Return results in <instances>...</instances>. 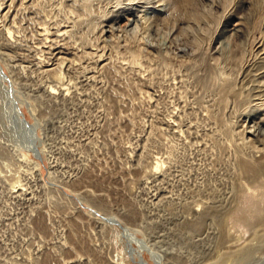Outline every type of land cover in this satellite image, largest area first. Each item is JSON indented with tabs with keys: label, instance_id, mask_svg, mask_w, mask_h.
I'll list each match as a JSON object with an SVG mask.
<instances>
[{
	"label": "rangeland",
	"instance_id": "374dc122",
	"mask_svg": "<svg viewBox=\"0 0 264 264\" xmlns=\"http://www.w3.org/2000/svg\"><path fill=\"white\" fill-rule=\"evenodd\" d=\"M42 1L0 0L8 4L1 14L10 13L0 18V66L12 81L0 80V264H264V243L229 217L247 182L234 156L244 146L242 128L252 124L243 103L258 71L239 75L233 93L219 84L222 73L236 76L235 63L219 55L231 47L234 22H242L237 41L247 59L257 41L264 50V0H229L213 15L178 0L176 19L147 29L119 26L127 16L114 0H90L87 11L81 0ZM146 1L156 2L139 3ZM61 24L69 31L49 46L41 28L55 34ZM6 26L15 32L8 43ZM49 84L58 91L49 94ZM11 104L29 129L16 124ZM125 231L140 242H128ZM140 244L141 256L131 253ZM237 245L255 255L233 256Z\"/></svg>",
	"mask_w": 264,
	"mask_h": 264
},
{
	"label": "bare ground",
	"instance_id": "6f19581e",
	"mask_svg": "<svg viewBox=\"0 0 264 264\" xmlns=\"http://www.w3.org/2000/svg\"><path fill=\"white\" fill-rule=\"evenodd\" d=\"M38 1V0H37ZM42 1V0H41ZM78 1V0H77ZM93 1V0H92ZM98 1V0H97ZM101 1V0H99ZM111 1V0H110ZM116 2L115 5H117V10L116 12H123L124 14H126L127 17H125V22L124 24L122 25H119V26H125V27H129L131 26H135V27H138V25H141V28H142V25H143V28L144 29H147L148 27H150L152 25V23H154L156 20L162 18V21L163 19L167 20L168 18H172V15L174 17V19H176V15L174 16V9L176 8V10L178 9L176 5L178 3V0H155L156 2L150 4V2H144L142 3V5H140V0H114ZM189 1V0H188ZM187 1V2H188ZM195 2V4L198 6V10L199 9H202V12L203 11H207L206 13H209L208 15L214 13L215 11H217L219 8L221 9H224L226 6H230L229 4V0H193ZM231 1V0H230ZM237 1V0H236ZM14 2V0H11V3ZM22 2V1H21ZM26 2V0H25ZM24 2V3H25ZM43 2V1H42ZM57 2V1H56ZM186 4V0L184 1ZM11 3L9 5H11ZM16 3V2H15ZM41 3V2H40ZM76 3V2H75ZM79 3V2H78ZM94 3V2H93ZM106 3V2H105ZM108 3V2H107ZM182 5L183 3L180 2ZM236 3V2H235ZM3 3H0V18H4L5 15L8 14V9L4 10L1 14V11L8 7V4H6L4 7L2 5ZM13 4V3H12ZM23 4V2H22ZM45 4V3H44ZM54 4V3H53ZM53 4L51 5V10L54 9L52 8ZM95 4V3H94ZM97 4V3H96ZM95 4V5H96ZM113 4V3H112ZM150 4V6H147V5ZM179 4V3H178ZM28 5V4H26ZM86 11L89 10V6H90V0H81V4H80ZM179 5V6H180ZM234 5V4H233ZM49 6V5H48ZM76 6V5H75ZM104 6V5H103ZM102 6V7H103ZM108 6H109V3H108ZM147 6V7H146ZM176 6V7H175ZM178 6V7H179ZM12 7V6H11ZM30 7V6H29ZM32 7V6H31ZM56 7V6H55ZM97 7H100V6H97ZM111 7V6H110ZM109 7V8H110ZM22 8L24 9L25 7L22 6ZM21 8V9H22ZM35 8V7H34ZM38 9H40L39 7H37ZM58 8V7H57ZM55 8V9H57ZM61 8V7H60ZM108 8V7H107ZM139 8H142V10H139ZM230 8V7H229ZM228 8V9H229ZM12 9V8H11ZM19 9V10H21ZM42 9V8H41ZM64 9V8H63ZM62 9V10H63ZM75 9V8H74ZM80 9V8H79ZM99 9V8H98ZM105 9V8H103ZM45 10V9H44ZM50 10V9H49ZM94 10V9H93ZM102 10V9H101ZM107 10V9H106ZM179 10V9H178ZM227 10V9H226ZM13 11V10H12ZM55 11V10H54ZM83 11V10H82ZM109 11V10H108ZM136 11H139L140 12V15L139 17L137 18V15L134 13ZM147 11H150V14H147L146 12ZM228 11V10H227ZM52 12V11H51ZM57 12L60 13V11L57 10ZM81 12V11H80ZM101 12V11H100ZM120 12V13H121ZM180 12V11H179ZM200 12V11H199ZM17 13V12H16ZM29 13V12H28ZM43 14L45 12H42ZM54 13V12H52ZM94 13V12H93ZM92 13V14H93ZM106 13V12H105ZM218 13V12H216ZM10 14V13H9ZM8 14V15H9ZM49 14V13H48ZM71 14V13H70ZM90 14V13H89ZM102 14V13H101ZM202 14V13H201ZM13 15V14H12ZM61 15V13H60ZM63 15V14H62ZM106 15V14H105ZM213 15V14H212ZM39 16V15H38ZM42 16H46V15H42ZM55 16V15H54ZM65 17V15H63ZM70 16V15H69ZM68 16V17H69ZM74 16V15H72ZM178 16H179V13H178ZM195 16V15H194ZM201 16V15H200ZM204 15H202L203 17ZM9 17V16H8ZM15 17V16H14ZM13 17V18H14ZM68 17L66 16L65 18L68 19ZM75 17V16H74ZM101 17V16H100ZM206 17V16H205ZM7 18V16H6ZM11 19V20H14V19ZM18 18V17H17ZM47 18V17H46ZM45 18V19H46ZM56 18V17H55ZM54 18V19H55ZM59 18V17H57ZM85 18V17H84ZM170 18V19H171ZM204 18V17H203ZM16 19V17H15ZM19 19V18H18ZM49 19V18H47ZM46 19V20H47ZM61 19V18H60ZM59 19V20H60ZM73 19V18H72ZM77 19V18H76ZM95 19V18H94ZM42 20V19H41ZM45 20V21H46ZM62 20V19H61ZM69 20V19H68ZM75 20V19H74ZM79 22H81L79 19H77ZM74 21V22H78V21ZM112 21H116L117 19H114L112 18L111 19ZM49 21V20H48ZM53 21V19L51 20V22ZM55 21V20H54ZM63 23H64V19L62 20ZM73 21V20H71ZM70 21V22H71ZM85 21H86V18H85ZM96 21V20H95ZM170 21V20H169ZM3 22H6L5 20ZM44 22V21H42ZM60 22V21H59ZM67 22V20H66ZM65 22V23H66ZM69 22V21H68ZM69 22V23H70ZM87 22V21H86ZM18 23V22H17ZM62 23V22H61ZM93 20H92V23H87L89 25L93 24ZM97 23V22H95ZM198 23V22H197ZM224 23V22H223ZM14 24L15 26V23H12ZM43 24V23H42ZM48 24H50L48 22ZM67 24V23H66ZM73 24V23H72ZM85 24V23H84ZM100 24V23H99ZM98 24V25H99ZM165 24V23H164ZM199 24V23H198ZM46 25V24H45ZM56 25V23H55ZM54 25V28L56 29ZM12 26V25H11ZM18 26V25H17ZM16 26V27H17ZM57 26V25H56ZM74 26V24H73ZM77 26V25H76ZM82 26V24L80 25ZM93 26V25H91ZM96 26V25H95ZM154 26V25H153ZM156 26V25H155ZM198 26V25H197ZM42 27V26H41ZM50 27V26H49ZM49 27L48 25L47 26H44L42 29V35L43 38L49 43V46H52V45H55L54 43L56 42H59L58 40H60V38L63 40V36L69 31L67 25L66 27H62V24H61V27L57 28L56 31H55V34L51 33L49 31ZM98 27V26H97ZM102 27V25H101ZM111 27V26H110ZM152 27V26H151ZM191 27V26H189ZM3 28V27H2ZM20 28V27H18ZM72 28V27H71ZM80 28V27H79ZM85 28V27H83ZM130 28V27H129ZM193 28V27H192ZM4 29V28H3ZM2 29V30H3ZM16 30V28H14ZM77 29V28H76ZM88 29V28H87ZM97 29V28H95ZM104 29V28H103ZM124 29V27H123ZM126 29V28H125ZM154 29V28H153ZM174 29V28H173ZM212 29V28H211ZM18 30V29H17ZM20 30V29H19ZM40 30V29H39ZM51 30V28H50ZM75 30V29H74ZM73 30V31H74ZM78 30V29H77ZM142 30V29H141ZM149 30V29H148ZM151 30V29H150ZM155 30V29H154ZM153 30V31H154ZM79 31V30H78ZM77 31V32H78ZM89 31V30H88ZM102 31V30H101ZM124 31V30H123ZM143 31V30H142ZM141 31V32H142ZM174 31V30H173ZM211 31V30H209ZM227 31L229 32V35H230V39H231V47L229 48H222L220 50V56H222L223 60H230L232 62L235 63V68L234 69H231L232 72L236 73V76H235V79L232 78L231 76L227 75L226 73H222L220 74V78H221V81H220V90H226V92L228 94L230 93H233L235 88H234V85L236 83V78L240 75L242 77V80H244V72L249 70L251 66H255V69L254 71L256 72V70L258 72H256L255 74H253V81H255V84H254V93L253 94H248L246 96H244V108H246V106H248V110H247V116H246V121L247 123L248 122H251L252 124L249 125L248 127L247 126H244L240 133L241 137H240V140L242 141L241 144H243L244 146L239 148V150L237 151L236 155L234 156L235 157V161H236V165L239 169V173L241 174V176H243L245 178V180L247 182H240L239 183V187H240V190H241V194L239 195V200H238V203L236 204V206L234 207L233 205V208L230 210L229 212V217H234L242 222H244L246 225H248L251 229H252V235L254 238H257L259 239L260 243L263 242L264 243V50L262 48H259L260 45L257 44L258 41L256 42V44L254 43V45L252 46V54H253V59L252 60H249L246 58L247 56V53H246V49L241 46V44H239V40L240 37H241V34H242V22L240 19H238L236 22L233 23V26L232 28L230 29H227ZM76 32V31H74ZM80 32V31H79ZM78 32V33H79ZM86 32V31H85ZM90 32V31H89ZM129 32V31H128ZM149 32V31H148ZM171 32V31H170ZM5 33V35H4ZM4 33H3V39L6 41V43H8L10 40L12 41V38H13V34L15 33L9 26H6L5 29H4ZM17 33V31H16ZM23 33V32H22ZM37 33H39V31H37ZM41 33V31H40ZM81 33V32H80ZM84 33V32H83ZM126 33V34H125ZM144 33V32H143ZM193 32H191V35H196L195 34H192ZM18 34V33H17ZM16 34V35H17ZM33 34V33H32ZM89 34V33H88ZM132 34H133V31H132ZM22 35V34H21ZM69 35V33H68ZM71 35V34H70ZM124 35H128L127 34V31L125 32L124 31ZM140 35V34H139ZM19 36V34H18ZM73 35H71L72 37ZM90 36V35H89ZM92 36V35H91ZM148 36V35H147ZM17 37V36H16ZM15 37V38H16ZM63 37V38H62ZM68 37V36H67ZM93 37V36H92ZM140 37V36H139ZM146 37V36H145ZM149 37V36H148ZM198 37V35H197ZM14 38V39H15ZM18 38V37H17ZM84 38V37H83ZM95 38V37H94ZM151 37H149L150 39ZM20 39V38H19ZM40 39V38H39ZM87 39V38H86ZM91 39V37H90ZM142 39V37H141ZM146 39V38H145ZM144 39V40H145ZM210 39V38H209ZM212 39V38H211ZM17 40V39H15ZM14 40V41H15ZM42 40V39H41ZM40 40V42H41ZM44 40V42L46 43V41ZM82 40V39H81ZM118 40V39H117ZM238 40V41H237ZM259 40V39H258ZM264 40V39H263ZM19 41V40H18ZM24 41V40H23ZM39 41V40H38ZM85 41V40H84ZM91 41V40H90ZM89 41V42H90ZM140 41V39H139ZM146 41V40H145ZM144 41V42H145ZM189 41V40H188ZM199 41V40H197ZM39 42V43H40ZM70 42V41H69ZM76 42V41H75ZM86 42V41H85ZM88 42V43H89ZM135 42V40H134ZM151 42V41H150ZM190 42V41H189ZM188 42V43H189ZM14 43V42H13ZM16 43L18 44V42L16 41L15 44H12L13 46L16 45ZM34 43V42H33ZM66 43V42H65ZM65 43L63 45H65ZM77 43V42H76ZM76 43L73 44V42L71 43L72 45H76ZM191 43V42H190ZM193 43V41H192ZM204 42H202L203 44ZM262 43V42H261ZM61 44V43H60ZM83 43H81L82 45ZM86 44V43H85ZM146 44V43H145ZM151 44V43H150ZM156 44V43H155ZM154 44V45H155ZM159 44V43H158ZM197 44V43H196ZM210 44V43H209ZM11 45V46H12ZM40 45V44H39ZM43 45V44H42ZM71 45V46H72ZM78 45V44H77ZM188 45V44H187ZM195 45V44H194ZM10 46V47H11ZM59 46V45H58ZM57 45L54 47H58ZM62 46V45H61ZM59 46V47H61ZM70 46V44L68 45V47ZM70 46V47H71ZM80 46V45H79ZM133 46V45H132ZM143 46V45H142ZM158 46V45H157ZM189 46V45H188ZM192 46V45H191ZM190 46V47H191ZM197 46V45H196ZM203 46V45H202ZM263 46V45H262ZM41 47V46H39ZM48 47V46H47ZM64 47V46H63ZM73 47V46H72ZM76 47V46H74ZM198 47V46H197ZM19 48V47H18ZM49 48V47H48ZM80 48V47H79ZM145 48V46H144ZM37 49V48H36ZM51 49V48H50ZM64 49V48H63ZM62 49V50H63ZM74 49V48H72ZM166 49V48H165ZM18 50V49H17ZM40 50V49H39ZM49 50V49H48ZM61 50V51H62ZM68 50V49H66ZM82 50V49H81ZM196 51L198 49H195ZM204 50V49H203ZM32 51V50H31ZM38 51V50H37ZM43 51V50H42ZM54 51V49H53ZM65 51V50H63ZM77 51V50H76ZM83 52L81 54H83L85 51L82 50ZM139 50L137 49H132L130 50V56L132 57V59H136L137 56L139 55ZM148 51V50H146ZM174 51V50H173ZM40 52V51H39ZM51 52V51H50ZM58 51H55V53H57ZM69 52V51H68ZM78 52V51H77ZM86 53V52H85ZM51 54V53H50ZM64 54V53H63ZM160 55V54H159ZM34 56V54H33ZM32 56V57H33ZM60 56V55H59ZM63 56V55H62ZM158 56V54H157ZM36 57V56H35ZM34 58V57H33ZM67 58V57H66ZM144 58V57H143ZM220 58V57H219ZM41 59V58H40ZM44 59V58H43ZM62 59V58H61ZM69 59V58H68ZM130 59V58H129ZM34 60V59H32ZM63 61V60H62ZM67 62V61H66ZM97 62V61H95ZM94 62V63H95ZM99 62V61H98ZM139 62V61H138ZM114 63V62H113ZM30 64V63H29ZM39 64V63H38ZM61 65L63 63H60ZM128 65V63H126ZM44 65V64H43ZM42 65V66H43ZM47 65V64H46ZM49 65V64H48ZM59 65V64H58ZM53 66V65H52ZM70 66V65H69ZM139 66V65H138ZM220 66V65H219ZM62 67V66H60ZM223 67V65H222ZM22 68V67H21ZM48 68V67H47ZM50 68V66H49ZM54 68H57L56 66ZM114 68V67H113ZM112 68V69H113ZM46 69V68H45ZM51 69V68H50ZM44 70V69H43ZM115 70V69H113ZM0 71H2L4 73V69L0 66ZM116 71V70H115ZM250 71V70H249ZM56 73V76L58 77L59 76V73L54 71ZM248 72V71H247ZM63 73V72H62ZM5 74V73H4ZM6 75V74H5ZM216 75V74H215ZM232 75V74H231ZM6 77L8 78V76L6 75ZM60 77V76H59ZM58 77V78H59ZM214 79H216L214 77ZM0 80L5 82L7 80H5L4 78L1 77L0 75ZM9 80V78H8ZM58 80V79H57ZM7 82H12V81H7ZM58 82V81H57ZM59 83V82H58ZM62 83L63 80H62ZM238 83V82H237ZM51 84V83H50ZM49 84V85H50ZM60 85L59 86H62L61 83H59ZM217 84V82H216ZM71 85V84H70ZM6 86V85H5ZM11 86V91L13 92L14 88L12 86V84H10ZM236 87V85H235ZM49 90H48V93L51 94L54 92V90L57 88L56 87H52L50 85V87H48ZM212 88V87H211ZM242 87L240 86V89ZM245 88V87H244ZM66 89V88H65ZM236 89H238V87H236ZM55 90V91H56ZM216 90V89H215ZM245 90V89H244ZM246 90H247V87H246ZM58 91V90H57ZM250 91V89L248 90ZM247 91V92H248ZM46 92V91H45ZM208 92V91H207ZM239 92H242V91H239ZM245 93V91H243ZM242 92V94H243ZM47 93V92H46ZM55 93V92H54ZM53 93V94H54ZM57 93V92H56ZM224 93V92H223ZM53 94L51 96H53ZM241 94V93H240ZM241 94V95H242ZM222 95V94H221ZM233 95V94H232ZM237 95L239 96L238 92H237ZM220 96V95H219ZM228 98V97H227ZM253 98V99H252ZM230 99V97H229ZM229 99H227L228 101H230ZM234 99V98H233ZM241 99V97H240ZM226 98L222 97L221 96V101L224 103V102H227ZM254 101L253 104H251V102ZM216 102V101H215ZM214 102V103H215ZM220 102V101H219ZM239 103V102H238ZM242 103V102H241ZM248 104V105H245ZM14 104V103H13ZM11 104V107H10V110L11 112L13 113V115L15 116V120L16 124H19L21 127H26L25 126V123L22 121V118H21V115L19 113V110L20 108H18V106L16 107L15 105ZM219 105V103H218ZM221 105V104H220ZM242 105V104H241ZM222 107V106H221ZM208 108V107H207ZM218 108V107H217ZM242 109V110H243ZM218 110V109H217ZM216 110V111H217ZM244 111V110H243ZM207 112V111H206ZM210 112V111H209ZM212 112H213V109H212ZM214 114V113H213ZM204 115V113H203ZM212 115V114H211ZM219 115V114H218ZM207 117V116H206ZM242 117V116H241ZM29 124V123H28ZM30 126V124H29ZM34 131V130H33ZM30 134V133H29ZM33 134V133H32ZM33 137V136H32ZM231 139V137H230ZM232 140V139H231ZM230 143L228 142V145ZM240 144V145H241ZM31 147V146H30ZM240 147V146H239ZM229 148V147H228ZM229 151V150H228ZM229 153V152H228ZM234 153V154H235ZM166 157V156H165ZM164 162V161H163ZM162 165V163L160 164L158 161L155 162L154 166H153V169L154 170H158L160 169V166ZM233 167V166H232ZM146 171V170H145ZM149 172V171H148ZM242 178V177H241ZM236 187V186H235ZM237 188V187H236ZM236 196V195H235ZM235 202V200H233ZM218 207V206H217ZM210 208V207H209ZM220 208V206H219ZM214 210V209H213ZM218 210V209H217ZM220 210V209H219ZM215 211V210H214ZM221 211V210H220ZM215 213V212H214ZM217 213H220L219 211H217ZM216 214V213H215ZM214 215V214H213ZM220 215V214H219ZM221 216V215H220ZM219 216V218H220ZM223 216V215H222ZM227 216V214L225 215ZM203 220L204 217H201ZM111 219V218H110ZM223 219V218H222ZM112 222H114V219H111ZM195 221V220H194ZM193 221V222H194ZM206 221V220H205ZM187 223V222H186ZM204 220L202 222V224H204ZM242 225V224H241ZM189 226V225H188ZM185 229V228H184ZM192 229V228H190ZM194 229V228H193ZM126 230V229H125ZM201 230V229H200ZM223 230V229H222ZM127 231V230H126ZM125 231V238L127 239L128 242H140L139 240H137L131 233H128ZM193 231V230H192ZM224 231V230H223ZM222 231V232H223ZM228 233V232H227ZM225 234V233H224ZM124 235V234H123ZM220 235V234H219ZM221 236V235H220ZM188 237V236H187ZM226 238L228 239V237L226 236ZM243 238V237H242ZM240 239V237H239ZM74 241V239H73ZM243 241V240H242ZM249 241V240H247ZM246 241V243H247ZM216 242V241H215ZM218 242V241H217ZM224 242V238H220V241L218 242L219 244H222ZM76 243L79 245V247L85 251V252H89V247L86 246L83 242V240H79L77 239L76 240ZM244 243V242H243ZM227 244V243H226ZM234 244V243H233ZM223 245V244H222ZM228 245V244H227ZM226 245V246H227ZM256 245V244H255ZM260 244H258L257 246H259ZM225 246V245H224ZM229 246V245H228ZM227 246V247H228ZM236 246V245H235ZM238 246V245H237ZM241 246V245H240ZM234 247L232 248L230 251L231 253L233 254V256H237V257H247L248 255H250L249 253L250 252H253L250 250L251 247ZM253 246V244H252ZM260 247V246H259ZM74 248V247H72ZM262 248V247H261ZM132 249V248H131ZM130 249V250H131ZM222 249V248H221ZM143 250V246L140 244L138 246V248H135V249H132L131 250V253L135 254L136 256H141L140 253L141 251ZM210 250V249H209ZM219 250V249H218ZM225 250V249H224ZM256 250V249H255ZM254 250V251H255ZM258 250V249H257ZM262 250V249H260ZM214 252V251H213ZM216 252V250H215ZM215 252L213 254H215ZM221 252V251H220ZM219 253V252H218ZM254 253V252H253ZM84 254V253H83ZM226 254V253H225ZM261 254V253H259ZM207 255V254H206ZM252 255H255L252 254ZM84 256V255H83ZM249 257V256H248ZM251 257V256H250ZM219 258V256H218ZM142 259V258H141ZM139 260V263H143V264H146L143 260ZM220 259V258H219ZM231 259V258H230ZM247 259V258H246ZM179 260V259H177ZM221 260H223L221 258ZM238 260V259H237ZM99 261V260H98ZM102 261V260H101ZM173 261V260H171ZM112 262V261H111ZM224 262V261H223ZM229 262V261H228ZM227 262V263H228ZM110 263V262H109ZM114 263V262H113ZM119 263V262H118ZM242 263V262H241ZM95 264V263H94ZM115 264V263H114ZM160 264V263H158ZM177 264V263H176ZM222 264V263H221Z\"/></svg>",
	"mask_w": 264,
	"mask_h": 264
},
{
	"label": "water",
	"instance_id": "95a60500",
	"mask_svg": "<svg viewBox=\"0 0 264 264\" xmlns=\"http://www.w3.org/2000/svg\"><path fill=\"white\" fill-rule=\"evenodd\" d=\"M0 75H1V77L4 78L5 80L9 81L8 78L6 77V75H5L2 71H0ZM9 90H10V89H9ZM15 105H16V104H15ZM19 113H20V115H21L22 121L25 123L26 128L29 129V124H28L27 119L24 117V114L22 113L21 110H19ZM28 140L32 143V138H31V136L28 138ZM33 146H34V145H33ZM33 146H32V147H33ZM33 151H34V153L37 154V149H36L35 146H34V148H33Z\"/></svg>",
	"mask_w": 264,
	"mask_h": 264
}]
</instances>
